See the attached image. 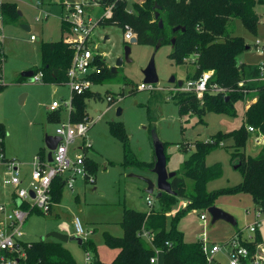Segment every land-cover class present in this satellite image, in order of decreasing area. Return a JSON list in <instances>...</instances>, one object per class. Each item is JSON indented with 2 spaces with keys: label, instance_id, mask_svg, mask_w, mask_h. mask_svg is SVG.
I'll list each match as a JSON object with an SVG mask.
<instances>
[{
  "label": "rangeland",
  "instance_id": "rangeland-1",
  "mask_svg": "<svg viewBox=\"0 0 264 264\" xmlns=\"http://www.w3.org/2000/svg\"><path fill=\"white\" fill-rule=\"evenodd\" d=\"M40 1L41 7L37 6V0H0V4L15 3L12 10H0V55L4 57L0 71V123L5 130L3 142L5 153L9 156L6 157L15 156L27 173L31 170L34 155L40 148H45V135L55 133L58 114L60 113L61 120L68 118V111L63 105L50 111L48 104L52 99L61 101L70 98L67 82L56 83L57 88L54 90L53 82L35 81L21 76V71L26 66L36 68L40 65L41 42L61 35L60 18L64 8L62 3L70 0ZM255 9L259 19L264 17V1L257 2ZM44 10H47V14ZM102 10V7H94L92 14L98 16ZM22 24L28 25L29 29L22 27ZM233 32L243 36L249 44L248 48L237 54L238 63L248 66L264 62V51L254 45L256 38L264 37L262 21L257 23L255 33L240 19H236ZM62 33L70 39L68 31L63 30ZM31 34L36 40H30ZM125 34L118 25L105 22L96 25L89 36L91 45H95V54L103 58L108 66L101 79L91 86L98 93L97 97L85 98V112L88 116L96 119L101 111H105L88 131L93 142L92 147L86 151V156L96 165L94 171L90 168L94 182L77 177L73 190L62 188L59 206H54L48 213L32 210L21 226L22 241L56 239L53 236L46 237L45 234L50 230L61 229V221L73 231L71 221L77 215L84 225L87 238L94 243L99 260L110 263L117 255L119 247L107 242L105 234L119 236L123 233L120 220L124 208L149 210L146 200L148 194L153 200L154 209L161 206L155 192H146L145 181L138 177L156 176L150 170L153 163L147 165L153 160L154 154L151 129L154 128L164 142L166 168L169 171L181 169L183 159L191 149H195L198 142L215 138L219 132H229L243 122L246 105L254 98L253 90L244 98L232 100L222 110H179L175 98L187 89L178 88L176 80L182 79L185 82L188 74L194 71L195 65L189 60L176 62L170 54L173 49L171 41L159 44L157 49L153 44L130 42V59H123L115 70H111L116 57L123 55L124 44L129 41V36ZM152 54L158 82L155 88L141 89L139 83L144 81L143 69ZM171 75L175 76L173 82L169 81ZM243 78L241 84L244 86L254 82L248 75ZM107 95H112L111 101L107 100ZM107 106L109 107L106 108ZM119 106L122 111L116 114ZM112 124L122 125L123 139L112 132ZM184 142H189L191 149L184 150ZM232 142L231 137H225L219 144L206 146V165L218 164L220 169L218 175L206 182L207 189L231 186L242 180L241 170L234 167ZM249 143L251 145L246 148V153L254 154L262 145V142L251 137ZM71 152H76V149ZM126 157L130 161L126 162ZM3 170L0 168V182L7 176ZM6 185L5 191L11 188L10 184ZM214 204L231 213L236 223L232 224L222 218L212 222L207 208L189 209L176 223L186 240H205L209 245H222L221 250L212 255L213 261L228 264L227 250L235 235L240 243L254 239L255 231L250 232L247 225L255 218L259 219L257 230L264 241V212H260L258 217L255 216L256 208L250 193L222 192L215 198ZM184 205L182 197L178 196L172 209L175 211ZM58 210L61 212L57 213ZM201 212L205 213V220L200 219ZM62 243L80 264H86L84 249L76 240L68 239ZM262 244L264 246V242ZM251 259L252 257L247 258L245 264H252Z\"/></svg>",
  "mask_w": 264,
  "mask_h": 264
},
{
  "label": "trees",
  "instance_id": "trees-1",
  "mask_svg": "<svg viewBox=\"0 0 264 264\" xmlns=\"http://www.w3.org/2000/svg\"><path fill=\"white\" fill-rule=\"evenodd\" d=\"M100 1L102 4L115 1L111 16L103 23L116 24L123 33L130 29L136 35L137 42L154 45L170 42L174 37L175 42L170 54L176 62L189 60L195 65L194 71L188 74L187 78H196L202 71L212 70L208 87L201 97H197L190 90L182 91L181 95L176 96L175 101L181 112L222 110L232 100L244 98L250 90L254 91L255 99L248 103L243 122L237 128L229 132H219L215 138L198 142L195 149L190 148L189 142L182 144L184 150H191L183 159L181 169L175 170L176 174L169 178L174 193L163 191L158 196L161 205L159 209H154L153 206L147 211L124 208L120 220L123 233L119 236L105 234L107 242L119 247L117 255L110 263L99 260L94 243L89 238L83 240L81 247L91 250L92 264H149L154 248L140 236L144 230H148L153 233V243L161 250L159 264H219L213 259H208L202 247V240H184L183 233L176 223L189 209H204L214 204L215 198L222 192H248L254 208L264 212V80L259 79L258 64L244 66L238 63L237 54L249 47V44L243 36L233 32L234 21L240 19L250 31L256 33L259 16L255 5L264 0H139L132 3L131 11L126 9L127 4L121 0ZM14 6V2H2L0 10L9 11ZM156 11L159 13L158 17H155ZM159 17L162 18V26H159ZM176 24L184 25L185 29L173 31L172 27ZM60 28L61 31H68L69 24L61 19ZM40 53V65L32 68L33 71H42L43 81L66 82L73 54L70 39L60 35L58 38L43 40ZM3 58L0 55V71ZM94 63L96 69L90 74V78L95 83L106 73L108 66L101 57H96ZM244 75L255 78L254 82L249 86L241 84ZM97 95L92 89L73 94L70 119L76 121L87 115L85 98ZM248 126H253L254 130H248ZM111 130L123 139L121 124H112ZM4 134L5 130L0 123L1 145ZM257 136L263 138L261 147L254 154L246 153V148L251 145L250 137L254 140ZM225 137H231L233 140L232 153L233 157L238 156L240 159L237 168L241 170L242 180L231 186L210 190L207 189L206 182L218 175L220 169L218 164L206 165V146L219 144ZM37 153L43 155L44 150L40 148ZM126 154L125 151V156ZM128 161L130 160L126 157V162ZM152 163L153 160L147 165ZM87 165L92 171L95 170L96 165L89 159ZM63 187L62 179L59 176L54 177L51 195L55 202L61 199ZM178 196L182 197L185 205L174 211L172 204ZM23 206L27 204L24 203ZM257 229L254 239L243 243L248 247L250 254L264 242ZM166 241L169 244H166ZM21 243L26 252V264H80L58 239L39 238Z\"/></svg>",
  "mask_w": 264,
  "mask_h": 264
},
{
  "label": "built area",
  "instance_id": "built-area-1",
  "mask_svg": "<svg viewBox=\"0 0 264 264\" xmlns=\"http://www.w3.org/2000/svg\"><path fill=\"white\" fill-rule=\"evenodd\" d=\"M121 1L125 2L127 4L126 9L131 11L132 3L139 0ZM40 4L41 1L37 0L38 7H40ZM114 6L115 1L102 4L100 0H75L64 3L61 19L69 24L68 33L71 35L70 46L73 50L71 64L67 70L68 79L66 81L70 87L71 95L69 99L61 101L57 99L52 100L49 104V109L53 110L63 105L71 112L73 109L72 95L92 89L91 86L94 82L90 78V74L96 69L94 61L98 56L94 52L93 47L95 45H91L89 36L96 25L103 23L105 19L111 16ZM94 7L103 8L98 16L92 14ZM44 13L47 14V10H44ZM259 20L264 23V17ZM124 33L129 36V39L132 35H135L130 29L125 30ZM34 38L35 36L31 34L30 39ZM254 45L264 51V37L262 39L256 38ZM257 64L260 69L259 79L264 80V62ZM211 75L212 70H205L196 78H188L185 82L183 81L181 86H177L178 88L193 91L197 97H201L208 87ZM251 79L255 78L251 77ZM32 80L43 81L42 71L34 72ZM240 83L243 82L241 81ZM155 87L156 84L154 83L144 81L139 83V88L141 89ZM215 88L220 89V87ZM106 98L108 101H111L112 95H107ZM101 115L100 113L97 117ZM95 120L85 115L82 119L76 121L70 118L58 121L55 126V134L60 136V140L51 149V160H48L47 151L43 155L36 153L32 161L30 177L25 184H23L20 175L18 162L14 158H7L4 154L0 137V164H4L8 175L4 179V182L15 187L11 206H8L6 202L0 201V264H26V252L20 238L22 235L21 226L31 210L38 209L43 213H48L52 210L56 203L51 195V184L54 177L59 176L63 181V186L69 189L74 187L77 177L83 178L87 182H94L93 175L90 173L87 165L86 151L92 147L93 140L89 138L88 131ZM248 130L253 131V126H248ZM254 139L258 142L263 141L261 136L254 137ZM71 145L76 149V152L72 154L69 151ZM30 189L34 193L33 196L30 195ZM17 200H19V203ZM147 202L151 205L152 198L147 197ZM24 203L27 206H23ZM260 212V210L255 209V216L258 217ZM199 217L202 220L206 219L204 212L199 213ZM71 223L73 231H71L65 222L61 224V229L59 230L79 235L82 237V240L86 239L87 232L77 215L73 217ZM258 224L259 219L255 218L253 222L247 225V229L250 232H254ZM140 236L147 239L154 248V253L149 258V264H158L161 250L153 243V233L144 230ZM166 244H169V242L166 241ZM229 244L231 247L227 250L229 255L228 264H245L246 259L249 257H252V264H261L264 261L263 258L257 255L256 250L253 254H250L248 247L239 242L237 235H235L234 240H230ZM202 247L208 259L211 260L212 255L221 250L222 245L219 243L209 245L205 240H202ZM84 255L85 263L92 264L93 255L91 250L84 249Z\"/></svg>",
  "mask_w": 264,
  "mask_h": 264
},
{
  "label": "water",
  "instance_id": "water-1",
  "mask_svg": "<svg viewBox=\"0 0 264 264\" xmlns=\"http://www.w3.org/2000/svg\"><path fill=\"white\" fill-rule=\"evenodd\" d=\"M158 6V5H157ZM159 13L158 11L155 12V17H158ZM159 21V26L163 25V21L162 18L159 17L158 19ZM22 27L29 29L28 25L26 24H22ZM184 30L185 26L181 25V24H176L172 27V30ZM107 37V35L105 36V38ZM137 41V37L136 35H132L129 39L128 42H126L124 44L123 47V55H118L115 59L114 64L111 66V70H115L117 65H120L123 61V59L129 60V53H130V42H136ZM171 42L174 43L175 42V38L172 37L171 38ZM155 45V49H157V47L159 46V43L154 44ZM248 48V47H247ZM34 73L33 69H24L21 71V75L25 76L29 79H32V74ZM143 75H144V82L147 83H157L158 82V74L156 72V68H155V62H154V54H152V56L150 57L147 65L144 67L143 69ZM175 80V76L171 75L169 78L170 82H173ZM176 83L178 86H181L183 84V80L182 79H177ZM227 98V97H226ZM122 111L121 107H117L116 108V114H120ZM154 126V125H152ZM152 132V145H153V150H154V154H153V165L150 167V170L153 171L155 173V178L153 179L152 177H147V176H143V175H138V177H140L141 179H143L146 183V186L144 187V190L148 193H153L155 192V196L158 197L163 191L164 192H168V193H174V190H172L171 188V184L169 181V178L173 175L176 174L175 170H167L166 168V154H165V150H164V142L158 137L156 131L154 128L151 129ZM60 140V136L59 135H50L47 134L45 135L44 141H45V145L48 148V152H47V156H48V160H51V149H53L57 142ZM233 163H234V167L237 168L240 164V159L238 156H235L233 158ZM30 195L33 196L34 193L33 191L30 189L29 190ZM17 202L19 203V200H17ZM207 210L209 212V214L211 215V221H215L216 219L222 218L225 219L229 222H231L232 224L236 223V219L234 218V216L229 213L228 211L222 209L221 207L212 204L210 206L207 207ZM45 236H53L55 238H57L60 241H67L68 239H74L76 240V242L78 244H82L83 240L82 237L76 234H69L67 232H63L61 230H50L48 231ZM256 253L258 256H260L261 258L264 259V246L262 244H259L256 248Z\"/></svg>",
  "mask_w": 264,
  "mask_h": 264
},
{
  "label": "crops",
  "instance_id": "crops-1",
  "mask_svg": "<svg viewBox=\"0 0 264 264\" xmlns=\"http://www.w3.org/2000/svg\"><path fill=\"white\" fill-rule=\"evenodd\" d=\"M70 1H75V0H70ZM66 2H68V1H66ZM65 1L62 3V7L64 6V3H66ZM41 7V6H40ZM62 13V12H61ZM1 17H2V15H1ZM0 17V18H1ZM61 19V18H60ZM67 31V30H66ZM63 33H62V31H61V35H62ZM50 39H54V38H50ZM30 40H36V37L34 38V39H30ZM0 41H2V40H0ZM4 55V54H3ZM25 69H32L31 67H30V65H28V66H26L25 67ZM22 76V75H21ZM23 77H25V76H23ZM154 84H156V83H154ZM57 88V85H56V83H53V89L55 90ZM70 95H71V91H70ZM255 96V94L253 95V97ZM72 98H73V95H72ZM255 99V97L253 98V100ZM52 100H54V99H52ZM51 100V101H52ZM72 100V99H71ZM252 100V101H253ZM51 101H50V103H51ZM49 103V104H50ZM49 104H48V107H49ZM247 105H248V103H247ZM246 105V106H247ZM60 107V106H59ZM58 107V108H59ZM58 108H56V109H58ZM49 109V108H48ZM56 109H53V110H56ZM64 109H66L67 111H68V118H70V112H69V110L66 108V107H64ZM50 111H52L51 109H50ZM61 110H59V112H60ZM105 111H101L100 113L101 114H103ZM99 113V114H100ZM101 117V116H100ZM100 117H97L96 119H98V118H100ZM58 121H60L61 119H60V113L58 114V119H57ZM55 134V133H54ZM54 134H52V135H54ZM47 135V134H46ZM51 135V134H50ZM45 138V137H44ZM5 146H4V142L2 143V148H3V151H4V154L7 156V157H9L6 153H5V148H4ZM71 148H70V153L72 154V153H74V152H71L72 151V149H75V147L74 146H70ZM43 149V148H42ZM44 150V152H48V148L46 147V145H45V148L43 149ZM38 152V151H37ZM11 158H14L17 162H18V166H19V170H20V175H21V178H22V180H23V184H25V183H27V181H28V179H29V177H30V172H31V170H30V172L29 173H27V171H25V170H23L22 168H21V163H20V161H18V159L15 157V156H10ZM0 168L1 169H4L3 171H5V173H6V168H5V166L3 165V164H0ZM31 169H32V167H31ZM6 175H7V173H6ZM8 176V175H7ZM6 176V177H7ZM5 177V178H6ZM5 178H3L2 179V181L0 182V201L2 202H6L7 204H8V206H11V201H12V199L14 198V192H15V187H13L11 184V188L9 189V190H7V191H5L4 189H5V187L7 186L6 184H9V183H5L4 182V179ZM154 179V178H153ZM85 180V179H84ZM86 181V180H85ZM74 189V187L72 188V190ZM147 197H151L150 196V194H148L147 195ZM147 197H146V200H147ZM59 202H60V200L59 201H56V203H55V205L54 206H59ZM148 203V202H147ZM54 206H53V208H54ZM153 206V200H152V204L151 205H149V208H151ZM52 208V209H53ZM33 210H35V209H33ZM32 211V210H31ZM58 212H61L60 210H58L57 211V213ZM1 218V217H0ZM62 223L64 222V221H61ZM61 223V224H62ZM1 226H3V225H1ZM258 228V227H257ZM59 230V229H58ZM57 239V238H56ZM145 239V238H144ZM146 241H147V239H145ZM184 240H186L185 239V237H184ZM186 241H189V240H186ZM192 241V240H191ZM194 241V240H193ZM149 242V241H148ZM80 245V244H79ZM81 246V245H80ZM158 259H159V257H158ZM158 262H159V260H158ZM159 264V263H158Z\"/></svg>",
  "mask_w": 264,
  "mask_h": 264
}]
</instances>
